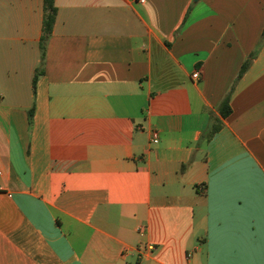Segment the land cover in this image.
<instances>
[{"label": "crops", "instance_id": "obj_1", "mask_svg": "<svg viewBox=\"0 0 264 264\" xmlns=\"http://www.w3.org/2000/svg\"><path fill=\"white\" fill-rule=\"evenodd\" d=\"M56 6L0 0V264H264V0Z\"/></svg>", "mask_w": 264, "mask_h": 264}, {"label": "trees", "instance_id": "obj_2", "mask_svg": "<svg viewBox=\"0 0 264 264\" xmlns=\"http://www.w3.org/2000/svg\"><path fill=\"white\" fill-rule=\"evenodd\" d=\"M58 16V8L56 6V0H44V16H43V31L42 37L40 40V47L42 49V57L45 58L46 48L48 41L53 33L54 26L56 23V19ZM264 42V33L262 37V43ZM257 56V53H254L250 56V58L244 63L242 69L240 71L238 79H240L249 69L250 65L252 64L253 59ZM40 72L36 74L33 82L34 91H36L37 87V79ZM220 113L223 118H227L232 113V108L230 106V94L224 99L220 106ZM30 122H33V109L29 113ZM219 122V123H218ZM220 121L212 122L210 128L205 132L204 139L209 141L213 137V135L220 129Z\"/></svg>", "mask_w": 264, "mask_h": 264}, {"label": "built area", "instance_id": "obj_3", "mask_svg": "<svg viewBox=\"0 0 264 264\" xmlns=\"http://www.w3.org/2000/svg\"><path fill=\"white\" fill-rule=\"evenodd\" d=\"M139 1L141 3H144L145 2V0H139ZM199 77H200V73H199L198 70H196L195 73H194V75H193V78L194 79H198ZM153 142L155 144H157L159 142V135H158V133H154V135H153ZM0 191H1V188H0Z\"/></svg>", "mask_w": 264, "mask_h": 264}]
</instances>
